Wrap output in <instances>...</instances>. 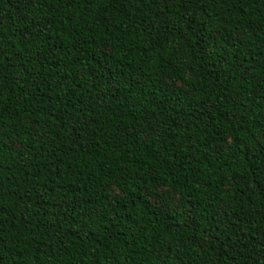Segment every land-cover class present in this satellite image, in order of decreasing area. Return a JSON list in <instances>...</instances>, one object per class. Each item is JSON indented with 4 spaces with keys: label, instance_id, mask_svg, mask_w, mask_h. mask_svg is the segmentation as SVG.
<instances>
[{
    "label": "trees",
    "instance_id": "1",
    "mask_svg": "<svg viewBox=\"0 0 264 264\" xmlns=\"http://www.w3.org/2000/svg\"><path fill=\"white\" fill-rule=\"evenodd\" d=\"M0 264H264V0H0Z\"/></svg>",
    "mask_w": 264,
    "mask_h": 264
},
{
    "label": "rangeland",
    "instance_id": "2",
    "mask_svg": "<svg viewBox=\"0 0 264 264\" xmlns=\"http://www.w3.org/2000/svg\"><path fill=\"white\" fill-rule=\"evenodd\" d=\"M170 194H171V196H173L175 198L176 195L173 192H170Z\"/></svg>",
    "mask_w": 264,
    "mask_h": 264
}]
</instances>
